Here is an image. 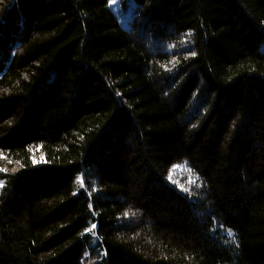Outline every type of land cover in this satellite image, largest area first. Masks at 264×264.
<instances>
[{"label":"trees","instance_id":"1","mask_svg":"<svg viewBox=\"0 0 264 264\" xmlns=\"http://www.w3.org/2000/svg\"><path fill=\"white\" fill-rule=\"evenodd\" d=\"M0 0V264H264V0Z\"/></svg>","mask_w":264,"mask_h":264},{"label":"rangeland","instance_id":"2","mask_svg":"<svg viewBox=\"0 0 264 264\" xmlns=\"http://www.w3.org/2000/svg\"><path fill=\"white\" fill-rule=\"evenodd\" d=\"M109 9L115 14L120 26L128 29L139 16L138 5L134 0H108ZM264 51V39L259 46Z\"/></svg>","mask_w":264,"mask_h":264}]
</instances>
